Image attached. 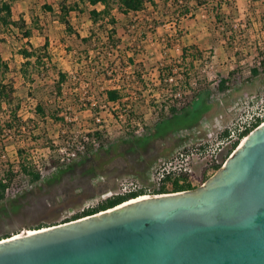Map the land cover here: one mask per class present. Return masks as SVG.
<instances>
[{"label": "rangeland", "instance_id": "1", "mask_svg": "<svg viewBox=\"0 0 264 264\" xmlns=\"http://www.w3.org/2000/svg\"><path fill=\"white\" fill-rule=\"evenodd\" d=\"M190 1L192 10L185 17L179 16L172 2L165 6V0H157L160 5L157 10L149 6L137 17L127 18L116 12L119 35L126 46L141 53L129 55L143 64L150 83L158 77L161 65L175 66L178 76L190 68L182 61V46L202 53L190 69L197 89L192 90L186 111L159 125V118L168 112L163 108V93L155 85L143 87L138 91L139 99L133 103L137 119L146 123L144 136L119 138V126L110 124L112 136L119 139H113L94 154H79L71 164L48 171L50 159L57 160L60 155L57 149L94 128L99 110H109L103 88L118 81L121 71L116 57L125 56L127 49L123 46L114 52L110 63H97L94 53L88 59H79L83 47L62 23L63 6L79 4L67 20L73 32L86 36L93 26L89 15L93 7L88 1L0 0V6L7 2L12 11L9 25L3 23L6 14L0 15V56L9 67L7 81L15 82L16 96L22 105L19 116L28 125L25 131L0 132V178L13 174L7 199L0 204V239L25 234L39 226L60 224L82 213L86 204L95 205L97 200L101 203L103 194L119 192L125 178L137 177L145 182L147 170L155 161L173 155L180 144L176 138L179 131L199 127L204 120L218 115L227 118L233 101L263 91L264 67L256 77H252L251 70L259 61V49L264 48V1L223 0L221 24L215 18L217 2L221 0H206L200 7L196 0ZM156 21L160 23L157 27ZM123 26L128 27L130 35H124ZM232 34L234 39H229ZM46 42L54 66L66 72L70 79L62 98H57L54 70L42 76L32 66L23 67L26 59L21 51L43 47ZM177 66H183L182 70ZM25 70H29L27 77ZM105 73L117 77L110 82ZM216 74L223 79L239 76L241 82L230 90L221 89L225 92L222 102L212 98ZM135 90L133 87L123 90V97ZM94 98L105 108L91 109ZM39 102L55 118L41 119L36 110ZM104 116L109 120L108 113ZM6 119L3 114L2 120ZM227 156L224 151V160ZM37 166L46 171L41 182H33L28 172L23 171L24 167L37 172ZM98 177L103 180L95 183Z\"/></svg>", "mask_w": 264, "mask_h": 264}, {"label": "water", "instance_id": "2", "mask_svg": "<svg viewBox=\"0 0 264 264\" xmlns=\"http://www.w3.org/2000/svg\"><path fill=\"white\" fill-rule=\"evenodd\" d=\"M130 201L0 239V264H264V125L202 185Z\"/></svg>", "mask_w": 264, "mask_h": 264}, {"label": "built area", "instance_id": "3", "mask_svg": "<svg viewBox=\"0 0 264 264\" xmlns=\"http://www.w3.org/2000/svg\"><path fill=\"white\" fill-rule=\"evenodd\" d=\"M209 65L207 67H210ZM255 68L263 69L261 58H259ZM136 69L138 68L130 66L121 71L118 81L107 88H103V91L105 92L107 89L126 91L131 87L136 90L119 100L108 101L109 110L106 112L99 110L96 113L94 128L88 130L85 134H81L79 139L76 137L67 146L57 149L60 154L56 160L57 164L53 165L50 162L48 171H55L71 164L79 154H94L103 147H107L109 142L115 138H139L145 135L147 132L146 123L139 118L137 119L138 116L135 113L133 103L139 99L141 94L138 91L141 92L143 88L135 74ZM139 71L142 73L145 83H148L146 74L140 68ZM182 71L184 73V70ZM176 73V70H174L170 76L165 78L163 83L159 79L158 72V77L153 78V82L151 81L157 87L162 86L159 91L163 93V108L165 107V110L168 111L167 115L170 109L167 100H178L179 105L184 106L188 103L187 100L192 95V90L197 89V82L190 76V73L188 79L184 74L180 73L178 76ZM115 77L117 76H114L113 79ZM214 79L215 88L212 98L221 102L225 96V92L220 88L223 81H225L227 90L239 86L241 83L239 76L223 79L216 74ZM112 80L108 81L111 82ZM94 99L90 104L91 109L105 108L101 107L98 100L95 99L94 101ZM154 110L157 111L155 107ZM104 113H108L109 120H106ZM110 124L119 126V138L117 135L112 136L109 128ZM263 125L264 89L259 94L244 96L233 101L229 107L227 118L218 115L212 120H204L199 127L179 131L176 134V138L180 141L179 146L171 157L159 159L149 167L145 182H141L137 177L125 178L120 184L119 192L103 194L102 198L105 199L108 195H128L143 192V195L135 198L142 199L176 193V185L185 188H196L203 184L204 178L212 176L213 173L223 167L226 160L242 146L248 135ZM97 133H100L101 136ZM224 151L228 153L225 160L223 157ZM197 168H199V171H197ZM37 173L40 178L38 182H41L46 176L45 168L37 166ZM101 180L103 178L98 177L95 179V183ZM11 187L8 189L7 195ZM98 205V200L95 205L86 204V208L82 212L93 209Z\"/></svg>", "mask_w": 264, "mask_h": 264}, {"label": "trees", "instance_id": "4", "mask_svg": "<svg viewBox=\"0 0 264 264\" xmlns=\"http://www.w3.org/2000/svg\"><path fill=\"white\" fill-rule=\"evenodd\" d=\"M80 1H88V3L93 7V9L89 12L90 20L92 22V28L89 32V34L86 37L81 36L80 34L73 32L72 26L69 22L68 17L70 13L74 11V8L78 7V3L75 6H70L69 8L66 6H63V15H62V23L66 26V30L72 34L76 35V38L80 41V45H82L83 49L80 52L79 59H88L90 54H95V61L97 63L104 62L110 63L112 62V57H114V52L119 51L123 46L126 50V55L122 56L119 54L116 59L119 62L120 71L125 70L126 68L133 66L136 69V76L138 80L140 81L142 87L148 88L149 85H154L153 83H145V80H143L142 73L139 71L142 70L146 75V70L144 69L143 64H138L137 60L130 56L129 53H135L136 55H141V53L136 48H129L126 46L123 40V36L119 35V26L120 22L118 20V17L116 15V12L125 15L127 18L130 16L137 17L138 14L145 12L149 6L153 7L154 9L160 8V5L158 4L157 0H80ZM185 2H182V0H165L164 5L167 6L170 2L173 5V7H176L179 10V16L185 17L188 16L192 10V7L189 6L190 0H184ZM198 3V6H202L205 4L206 0H196ZM254 1H261V0H254ZM182 2V3H181ZM187 3V4H185ZM223 0L217 2V10H216V21L218 23H222V15L220 13V10L222 8ZM102 6L99 8V6ZM183 8V9H181ZM176 9V10H177ZM181 9V10H180ZM2 13L6 14V17L3 18V23L5 25H9V20L12 15L11 11V5L7 2L2 3L0 6V15ZM11 23V22H10ZM135 23V22H134ZM156 27L160 25L159 22H155ZM124 31V35H130L127 32L129 31L127 26L122 27ZM232 31V30H231ZM152 32H155L153 29ZM233 33V31H232ZM29 36V34H27ZM229 39H234L233 34L229 36ZM2 40H0L1 43ZM49 42H46V44L43 47L40 48H32L31 51L29 50H22L21 54L26 59V62L24 63L23 67H30L32 66L38 74L40 75H47L50 72V69L54 70V73H56V77L53 80L54 87L56 88L58 94L57 98H62L64 95V89L65 85L69 82V76L66 72H63L62 70L58 69L56 66H54V59L52 57L51 52L48 49ZM182 61L185 65H189L190 68H186L185 72L183 73L184 76L188 79L189 73L191 72L190 69H193L194 61H196L199 56H202V53L198 51V49L193 47H187L182 46ZM259 56L261 58V66L264 67V49H259ZM187 60H190L189 62ZM177 68L182 69L183 66H177ZM175 66L173 65H167V66H159L158 72H159V79L161 82L164 83L165 78L170 76L173 71L175 70ZM9 70V67L7 63H5L0 56V132H8V131H25L28 127L27 123L22 120V118L19 116V111L21 110V102L19 98L16 96V88H15V82L14 80L10 79L7 81V72ZM181 71V70H180ZM29 70H25V77L28 76ZM252 77H256L260 74V70L258 68H253L251 70ZM115 76V74H113ZM106 80H112L113 77L109 74L105 73ZM162 86L158 87V90ZM220 88L222 90L226 89L225 81L222 82L220 85ZM125 91V90H124ZM153 91H150L152 93ZM105 97L107 101H116L125 95V92L120 90H112L107 89L104 92ZM141 94V93H140ZM77 97L78 94H75ZM90 104V102H88ZM167 105H169V114L161 116L159 118L158 124L162 123L163 121L167 119L174 118L178 116L180 113L185 112L188 108V105L180 106L178 100H167ZM37 114L40 115L41 119H47L48 116H52L51 113H49V109H46L43 102H39L36 106ZM5 114L7 116L6 120H2V115ZM159 124V125H160ZM97 135L101 136L100 133H97ZM50 162L55 165L57 164L56 160L50 159ZM23 171L28 172V175L31 176V179L33 182L39 181V174L35 171H29L27 168L23 167ZM13 174H8L7 176L0 178V204L3 203L7 199V191L11 187L13 182ZM209 178V177H208ZM207 177L203 179V183L208 179ZM146 181V178L144 179ZM193 188H185L179 185H176L177 191L182 190H189ZM143 195V192L138 193H131L128 195H113L106 197L101 203H99L98 206H96L93 209L85 210L82 213H78L71 217L70 219H66L61 223L69 222L72 220H76L82 217H86L92 214L99 213L104 210H108L111 208H114L118 205H121L129 200L135 199L138 196ZM56 225V224H55ZM46 226H39V228H43ZM9 237V236H7ZM4 237V238H7Z\"/></svg>", "mask_w": 264, "mask_h": 264}, {"label": "bare ground", "instance_id": "5", "mask_svg": "<svg viewBox=\"0 0 264 264\" xmlns=\"http://www.w3.org/2000/svg\"><path fill=\"white\" fill-rule=\"evenodd\" d=\"M142 199H144V198H142ZM138 200H141V199H135V200H131L129 203H131V202H136V201H138ZM125 204H128V202L127 203H125ZM29 234H32L33 233V230H29V231H27ZM27 232L25 233V234H27ZM25 234H18L17 236L19 237V236H23V235H25Z\"/></svg>", "mask_w": 264, "mask_h": 264}, {"label": "crops", "instance_id": "6", "mask_svg": "<svg viewBox=\"0 0 264 264\" xmlns=\"http://www.w3.org/2000/svg\"><path fill=\"white\" fill-rule=\"evenodd\" d=\"M254 3H260V2H262V1H264V0H261V1H254V0H252ZM87 36V35H86ZM86 36H83V37H86ZM145 178H146V176H145ZM182 191H184V190H182ZM177 192H180V191H177Z\"/></svg>", "mask_w": 264, "mask_h": 264}]
</instances>
